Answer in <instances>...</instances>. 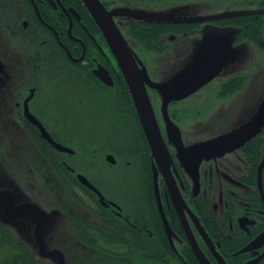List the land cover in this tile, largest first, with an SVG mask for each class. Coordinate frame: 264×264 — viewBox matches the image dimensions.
I'll use <instances>...</instances> for the list:
<instances>
[{"label":"flooded vegetation","instance_id":"flooded-vegetation-1","mask_svg":"<svg viewBox=\"0 0 264 264\" xmlns=\"http://www.w3.org/2000/svg\"><path fill=\"white\" fill-rule=\"evenodd\" d=\"M100 1L111 13L200 18L113 16L149 77L165 152H153L124 72L84 1L0 0V126L10 143L28 142L37 161L26 168L35 182L27 194L65 224L67 235L56 237L79 240L90 235L79 223L98 222L107 245L116 239L121 256L137 251L143 263L264 264V124L250 139L207 151L253 121L264 101V6L224 4L212 15L202 13L206 0ZM216 43L225 54L206 57ZM196 59L198 79L173 90ZM61 75L72 93L45 82ZM10 228L25 249L15 257L12 246L3 264H39L34 231Z\"/></svg>","mask_w":264,"mask_h":264},{"label":"water","instance_id":"water-1","mask_svg":"<svg viewBox=\"0 0 264 264\" xmlns=\"http://www.w3.org/2000/svg\"><path fill=\"white\" fill-rule=\"evenodd\" d=\"M82 1H84L87 8L90 10L94 20L103 31L108 43L110 44L114 54L116 55V58L118 59V62L124 72L130 90L134 97L144 132L153 149V152L157 154H163V152H165L166 147L154 112L151 109L149 98L144 84L145 81L149 82V77L146 71L140 68V66L137 64V61L133 57L132 52L130 51L126 41L122 37L118 27L114 22L113 16H129L132 18L145 20L147 22L165 20L172 22H199L200 18H177L173 15L161 16L137 11L127 12L116 10L111 13L108 12V10L105 8V6L101 3L100 0ZM218 18L219 17L217 16L213 19ZM219 52L225 54L224 46L221 43L206 46V57H212ZM3 72L4 65L0 59V75ZM199 75V61L198 59H196L191 65V67L188 69L184 77L185 79L181 83L171 88L173 90L180 88L189 89L192 86H189L190 84L187 85L186 83L191 79L196 81ZM30 99L31 97L27 100V104ZM26 114L30 121H32V123L39 128L44 138H46L53 146H56L58 149L62 151L66 150L59 144L55 143V141L52 139L50 134L47 133L43 125L32 114H30L28 109H26ZM263 124L264 101L260 107L259 113L253 118V121H251L245 127L241 128L239 131L234 132L229 137L214 142L207 151L213 152L220 148L227 149L229 147H232V145L238 140L244 141L246 139H250L259 131L261 125ZM6 132V127L0 126V139L3 140V144L0 145V152L2 155L7 154L6 156L8 157H15V154L17 152L15 151L13 155L11 154V150L13 149L14 151L20 142L26 141L16 140L15 143V140H12L11 144L6 137ZM26 168H28L27 165L21 167V173L14 175L11 170L1 167L2 176H0V225H2L5 229L9 230L11 229L10 227H12L18 232L34 231V236L39 248V257L49 259L55 264H75V260H73L72 262L69 260L68 253L77 249V243H75V240L71 238V241L64 246L66 252H64L60 247H55V239L64 238L61 236H66L67 234H61V232H63L61 230L59 231L61 236L56 237L58 232L56 230V227L58 226L59 221L53 219L54 213L45 212L36 203V201H34L36 197H31L27 194L26 191H30V189L35 185V182L33 174L31 175L29 172H27ZM80 179L86 187L95 191L98 195H100L101 198H103L101 193L84 176H80ZM61 224L63 223L61 222ZM63 225L65 226V224ZM44 232H48V236H45ZM54 236L56 238H54ZM66 238L68 237H65V239ZM19 241L21 240L19 239ZM46 241H51L49 243L50 247L47 246ZM82 249L81 251H83ZM197 255L200 260V253L197 252Z\"/></svg>","mask_w":264,"mask_h":264},{"label":"trees","instance_id":"trees-1","mask_svg":"<svg viewBox=\"0 0 264 264\" xmlns=\"http://www.w3.org/2000/svg\"><path fill=\"white\" fill-rule=\"evenodd\" d=\"M225 5L228 6L230 9H243L245 7H261L264 6V0H222ZM239 18L236 19L235 21H230L229 23H238ZM141 38L144 41H151L152 37L146 36L141 34ZM150 43V42H149ZM101 223L98 222H81L78 224V226H81L82 230L85 232H90V235L87 237H83L81 239H77L79 244L78 248L76 251H71L68 253V258L72 262L75 260V263L77 261L78 264H81L80 258L83 257V259L89 261L90 258H95V259H102V258H109L112 261H115L116 263L119 264H131V261L136 259L137 257V251L132 252L129 256H121L120 251L116 246V239H111L109 238L107 240L108 245L106 244V240L102 239L99 235L101 232ZM8 231L5 229L2 225H0V264H3L7 262L6 258L10 257V249L12 246L15 247L16 250V256L19 255V252L24 250L25 246L22 244L16 245L14 243L13 238L8 236ZM84 248V249H82ZM81 249L83 251H81ZM23 252V251H22ZM66 252V251H65ZM14 254V252H13ZM12 254V255H13ZM32 255V254H31ZM33 257L41 260H37L36 262L39 264H49V261H47L44 258L39 257L38 255H32ZM128 258H130L131 261H128ZM15 259V258H14ZM11 264L12 262H15L14 260L10 261Z\"/></svg>","mask_w":264,"mask_h":264},{"label":"rangeland","instance_id":"rangeland-1","mask_svg":"<svg viewBox=\"0 0 264 264\" xmlns=\"http://www.w3.org/2000/svg\"><path fill=\"white\" fill-rule=\"evenodd\" d=\"M200 7V6H199ZM222 9L224 8V3L222 2V0H206L205 2V6H204V10H203V14L204 13H208L211 12V14L213 15V13L217 10V9ZM225 9V8H224ZM197 14L200 15V9H197ZM45 82L48 83V85H52L53 88L55 89H63L66 93H72L73 92V88L72 85L69 83V81L64 78L63 75H61L59 78H46ZM52 93V90H50L49 94ZM50 101H53V96L51 97ZM3 136V135H2ZM3 144V140L0 139V145ZM14 151H18V153H16L15 157H8L5 155H2L0 152V176H2V171H1V167L2 168H7L9 170H11V172L14 175H17L18 173H21V167L23 166H29V165H35L37 164L36 159L34 158V156L31 154V150L29 148L28 143L26 142H20L18 144V146L15 148ZM67 227H65L63 224L59 223L58 226L56 227L57 231H61V230H66ZM71 240L68 238H56L55 242L57 247H60L64 252V246L66 244H68ZM75 243H78L77 240H75ZM79 244L77 245V249H78ZM76 249V250H77ZM75 250V251H76ZM71 252V251H70ZM128 261H131L130 258H128ZM81 264H119L116 263L115 261L110 260L109 258H102V259H95V258H90L89 261L83 259V257L80 258L79 261ZM73 264V263H71ZM75 264H78L77 261ZM131 264H147V263H143L140 260H138L137 258L131 261Z\"/></svg>","mask_w":264,"mask_h":264}]
</instances>
